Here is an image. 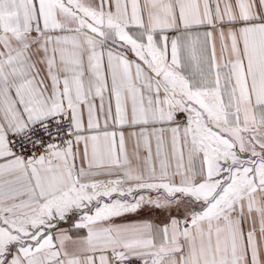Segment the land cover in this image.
Segmentation results:
<instances>
[{"label": "snow or ice", "instance_id": "snow-or-ice-1", "mask_svg": "<svg viewBox=\"0 0 264 264\" xmlns=\"http://www.w3.org/2000/svg\"><path fill=\"white\" fill-rule=\"evenodd\" d=\"M0 264H264V0H0Z\"/></svg>", "mask_w": 264, "mask_h": 264}]
</instances>
